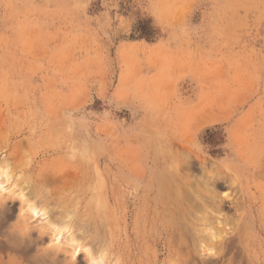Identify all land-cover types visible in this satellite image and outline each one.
I'll list each match as a JSON object with an SVG mask.
<instances>
[{
	"label": "rangeland",
	"instance_id": "obj_1",
	"mask_svg": "<svg viewBox=\"0 0 264 264\" xmlns=\"http://www.w3.org/2000/svg\"><path fill=\"white\" fill-rule=\"evenodd\" d=\"M0 181V264H264V0H0Z\"/></svg>",
	"mask_w": 264,
	"mask_h": 264
},
{
	"label": "bare ground",
	"instance_id": "obj_2",
	"mask_svg": "<svg viewBox=\"0 0 264 264\" xmlns=\"http://www.w3.org/2000/svg\"><path fill=\"white\" fill-rule=\"evenodd\" d=\"M2 173V172H1ZM187 175V174H186ZM7 177V176H6ZM187 181V180H186ZM204 181H206V180H204ZM1 182V181H0ZM3 182V181H2ZM192 185V184H191ZM197 189V188H196ZM194 191V190H193ZM215 192V191H214ZM197 193V192H196ZM195 193V194H196ZM198 196V195H197ZM204 196V195H203ZM212 197V196H211ZM213 202V201H212ZM221 204V203H220ZM199 206V205H198ZM32 207V206H31ZM200 208H201V206H200ZM212 208V207H211ZM197 209V208H196ZM210 210V209H209ZM198 211H199V209H198ZM214 212V211H213ZM186 214V213H185ZM193 214H195V212L193 213ZM193 216V215H192ZM218 216V215H217ZM187 218V217H186ZM212 218V217H211ZM227 218H229V217H227ZM214 219V218H213ZM198 220V219H197ZM204 220V219H203ZM226 220V219H225ZM231 220V219H230ZM210 221V220H209ZM234 221V220H233ZM203 222V221H202ZM207 222V221H206ZM219 222V221H218ZM208 225V224H207ZM216 225V224H215ZM220 226H221V224H220ZM207 227H209V226H207ZM211 227V226H210ZM217 227V226H216ZM222 227H224L223 225H222ZM233 227V226H232ZM225 228V227H224ZM223 228V229H224ZM228 228V227H227ZM212 229V228H211ZM208 230H209V228H208ZM222 230V229H221ZM204 231V230H203ZM213 231V230H212ZM218 232H220L219 230H218ZM216 233V232H215ZM221 233V232H220ZM215 234L216 236V239L218 240V241H214V239L212 240V241H210V242H212V248H213V245L215 244H217V245H221L224 249H229V250H231V246H233L232 244H233V239L232 238H228V239H226V238H224V239H218L219 237H221V234ZM226 233H228V232H226ZM213 234V233H212ZM196 236V235H195ZM202 237H203V235H202ZM210 238V237H209ZM201 239V238H200ZM204 239V238H203ZM206 239V238H205ZM207 240H208V238H207ZM33 243V242H32ZM67 243H69V242H67ZM10 246V245H9ZM28 246V245H27ZM63 246V245H62ZM62 246H60V247H62ZM207 246V245H206ZM31 247V246H30ZM67 247V246H66ZM201 247H203V246H201ZM24 248V247H23ZM67 249V248H66ZM196 249V248H195ZM61 250V249H60ZM198 250V249H197ZM21 251V250H20ZM203 251V250H202ZM215 251V250H214ZM225 251V250H224ZM68 252V251H67ZM227 252V251H226ZM214 253V252H213ZM218 253V252H217ZM90 254H92V253H90ZM227 254H229V251H228V253ZM235 254H236V252H235ZM238 254V253H237ZM226 258H228V257H226ZM237 258H239V257H237ZM236 258V259H237ZM239 260V259H238ZM231 261V260H230ZM234 261V260H233ZM226 262V261H225ZM228 262V261H227ZM231 264V263H230Z\"/></svg>",
	"mask_w": 264,
	"mask_h": 264
}]
</instances>
